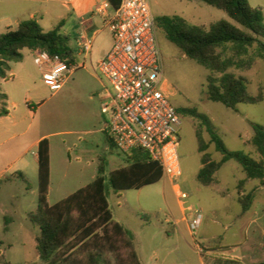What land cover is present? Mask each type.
Segmentation results:
<instances>
[{"label": "rangeland", "instance_id": "obj_1", "mask_svg": "<svg viewBox=\"0 0 264 264\" xmlns=\"http://www.w3.org/2000/svg\"><path fill=\"white\" fill-rule=\"evenodd\" d=\"M248 3L264 13V0ZM148 4L155 18L179 16L193 26L206 28L226 21L237 27L223 11L198 0H148ZM42 26L47 29L45 24ZM108 32L104 29L97 36L90 55L75 53L77 69L58 92L48 90L34 65L33 52L27 49L22 51L20 62L8 63V79L0 80V93L7 95L5 101L0 100V110L4 108L19 118V129L23 132L17 139L10 140L6 135L0 138V239L4 241L0 264H42L31 240L38 230L27 217L37 209V170L31 155L36 149L29 146L38 136H44L49 143L48 205L53 206L90 184L102 164L112 221L132 234L140 264L264 263V185L258 179H246L241 166L230 160L214 174L208 187L200 186L196 175L202 167V155L216 162L221 154L215 151L199 120L178 115L180 182L187 199L178 200L166 178L139 190L115 193L110 188L109 174L128 167L131 160L111 146L104 132L110 119L108 85L93 67L111 48ZM156 41L170 104L175 109H194L205 115L229 151L264 161L250 144L251 124L264 126V58L257 57L252 49L253 65L249 69L228 70L245 79L249 96H261L257 104H238L235 110H230L208 100L205 86L210 72L186 58L158 29ZM70 45L74 47L73 41ZM198 133L206 146L203 153L198 152ZM21 160L29 163L25 169L26 182L16 174ZM248 194L253 198L244 213L239 200L244 202ZM190 208H198L202 214L194 235L183 220ZM89 251H92L89 246H83L73 256L82 258ZM120 252L123 256L128 253L124 247ZM234 256L240 261L234 260ZM104 257L114 262L112 254L107 252ZM229 257L232 260H226Z\"/></svg>", "mask_w": 264, "mask_h": 264}, {"label": "trees", "instance_id": "obj_2", "mask_svg": "<svg viewBox=\"0 0 264 264\" xmlns=\"http://www.w3.org/2000/svg\"><path fill=\"white\" fill-rule=\"evenodd\" d=\"M115 10L121 0H106ZM208 6L223 11L236 25L218 21L204 26H193L179 16H161L155 18L156 27L165 39L179 49L183 55L203 67L210 75L206 82V96L209 101L220 103L235 110L238 104H257L261 96H249L246 92L245 79L228 73L229 69H249L253 65L250 50L264 58V13L261 8L251 7L248 0H198ZM59 26L43 32L34 20L21 22L14 31L0 33V80H7L9 62H20L24 49L45 50L62 59L75 62V50L69 40L59 33ZM0 100L6 95L0 93ZM178 115L199 120L209 134L210 143L221 159L216 162L201 157V169L196 175V182L208 187L214 174L227 161L237 162L246 175V179H258L264 185V161L257 162L241 152L229 151L214 130L209 119L194 109H175ZM7 110L1 108L0 117L6 116ZM253 136L251 146L264 159V126L251 124ZM203 153L206 146L199 133L196 136ZM111 146L112 143L110 141ZM37 154V209L28 213L31 225L38 230L35 236V249L42 264H140L134 250L133 236L119 223L112 221V215L105 196L103 165L98 169L95 179L53 206L47 203L50 184L49 143L42 139L36 148ZM128 167L111 172L108 184L115 192L139 190L162 180L160 166L152 162L147 153L135 150L129 156ZM26 182L21 172L16 173ZM239 196H242L240 193ZM253 195L248 194L244 202L240 199L242 212L250 208ZM3 243L0 241V247ZM83 246H89L84 257L76 258L73 252ZM127 255H121V249ZM114 256V262L104 257L105 253ZM1 256V252H0ZM4 264H10L5 262ZM264 264V263H261Z\"/></svg>", "mask_w": 264, "mask_h": 264}, {"label": "built area", "instance_id": "obj_3", "mask_svg": "<svg viewBox=\"0 0 264 264\" xmlns=\"http://www.w3.org/2000/svg\"><path fill=\"white\" fill-rule=\"evenodd\" d=\"M104 16L112 44L93 70L107 83L110 119L104 130L113 146L130 156L141 150L157 163L178 200L188 195L181 186L178 156L180 120L168 100V90L156 41V23L148 0H121L117 9ZM91 45L80 44V55H89ZM33 52L34 65L51 92L62 89L77 65L45 50ZM82 67H84L82 65ZM183 220L194 235L202 214L190 208Z\"/></svg>", "mask_w": 264, "mask_h": 264}, {"label": "crops", "instance_id": "obj_4", "mask_svg": "<svg viewBox=\"0 0 264 264\" xmlns=\"http://www.w3.org/2000/svg\"><path fill=\"white\" fill-rule=\"evenodd\" d=\"M101 10L108 15H111L113 11L106 0H0V33H4L7 30L14 31L21 22L27 20L36 21L43 32H48L59 26V32L61 31L64 34L69 43L73 41L74 47L70 46L74 48L75 53L80 54V44L82 42L90 43L92 49V44L97 36L106 29ZM43 24L46 25V30H44ZM7 120L8 123L5 122ZM20 123L19 118L13 117L7 111L6 116L0 117V138L5 135L10 140L22 137L23 132L19 129ZM42 139H44V136L36 137L31 142L29 149H36ZM31 155L34 168L37 170V154L35 152ZM20 162L19 172L25 177V169L29 167V163L22 160ZM181 210L183 211L184 209L181 208ZM7 229L4 228V231H7ZM36 235L34 234L31 238L35 252L36 244L34 239ZM0 241L4 242L1 239ZM11 246L9 244V247ZM233 259L240 261L235 256ZM226 260H232V257L226 258Z\"/></svg>", "mask_w": 264, "mask_h": 264}]
</instances>
